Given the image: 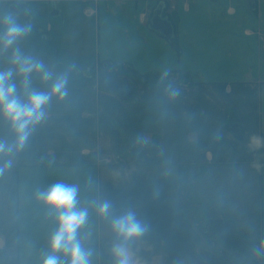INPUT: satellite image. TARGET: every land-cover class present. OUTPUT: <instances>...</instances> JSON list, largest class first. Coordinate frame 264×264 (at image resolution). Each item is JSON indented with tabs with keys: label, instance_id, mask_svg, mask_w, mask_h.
Segmentation results:
<instances>
[{
	"label": "crops",
	"instance_id": "1",
	"mask_svg": "<svg viewBox=\"0 0 264 264\" xmlns=\"http://www.w3.org/2000/svg\"><path fill=\"white\" fill-rule=\"evenodd\" d=\"M15 1L19 0H0V15L15 13L11 8ZM20 1L27 14L18 17L31 21L32 32L33 18L45 10L43 5L52 3L53 9L61 2L78 13V19L94 24L96 58L128 63L147 75L182 72L196 86L150 80L130 102L131 94L122 98L94 81L69 80L68 97L53 98L47 119L36 127L23 151L11 157L12 166L0 173V264H42L55 225L36 193L58 181L79 185L81 206L89 207L81 239L92 251V264H113L112 219L99 215L96 208L106 201L98 186L99 153H125L131 168L120 164L145 178L141 170L145 166L154 169L152 177L164 180L190 174L194 184H202L192 189L201 188L196 196L204 203L209 201L205 178L215 175L224 181L217 183L223 185L219 193L227 203L226 215L232 205L244 203L225 182L242 184V179L247 182L264 169V158L257 152L260 132L264 135V0ZM158 7L172 24L168 34L150 24ZM43 23L52 30L49 19ZM33 40L32 33L21 42L22 51L42 58L44 53H36ZM11 66L10 52H0V67ZM33 86L47 87L40 80H33ZM170 88L178 89L179 95L171 97ZM231 106L247 129L242 139L230 128L234 120L226 110ZM0 138L12 140L3 121ZM236 175L238 179L233 178ZM261 187L258 229L251 231L260 233L264 244V184ZM220 215L225 219L222 211ZM244 219L252 223L253 218L247 212ZM187 226L192 233L188 222ZM159 248L148 255L136 252L138 264H165L167 251ZM158 249L161 255L151 258Z\"/></svg>",
	"mask_w": 264,
	"mask_h": 264
},
{
	"label": "rangeland",
	"instance_id": "2",
	"mask_svg": "<svg viewBox=\"0 0 264 264\" xmlns=\"http://www.w3.org/2000/svg\"><path fill=\"white\" fill-rule=\"evenodd\" d=\"M56 4H54L56 6L55 8L59 9V13L57 14L50 13L52 3L43 5L45 10H43L41 14H38L39 16L36 15L35 19L33 18L35 32H32L36 53H38L37 51H43L44 53L42 58L38 56H36V58L43 60L46 65L52 68L55 72L59 74L67 73L69 80H78L83 78L90 82L94 81L100 87L104 89L106 88L114 93L116 90L108 87L107 85H101V80H104L105 83L108 81L115 82L118 84V89H124L131 92L133 91L128 100L130 102H133L134 98L136 99L135 96L137 95L140 87L143 84L150 82V80H160L162 83H171L176 86H196V82L190 78L189 75H185L182 72H154L147 75L146 81H143L145 77H141L139 75L140 72L129 64L112 61L110 59L96 58L94 48V24L92 22L88 24L87 21L78 19V13L74 14V12L69 10L63 3L58 2ZM28 9L29 11L33 10L29 8V6ZM46 19H49V21L53 23L54 27L51 26L53 31L45 28L43 21ZM107 63L108 66L106 65ZM33 80H39V78L34 77ZM226 113L229 118L234 120V122H239L238 125L241 128V133L234 135L238 139H242L247 129L243 128L244 126L239 120L237 108L235 106L228 107ZM226 128L229 129L228 126H226ZM257 152L260 159L264 158V135H262V132H260V145ZM124 154L117 152L99 153L101 163L98 186L101 191L100 193L103 195L107 193L110 186L124 187L128 184V171L122 164H120V162H124L126 167L130 164V162L124 157ZM128 167L131 168L129 165ZM213 167L214 166H211V168ZM235 168H238L237 172H239L240 167L236 166ZM141 170L146 178H151L154 175V169L148 166L143 167ZM253 171L255 172L254 169ZM240 173H242L241 170ZM187 175V177L185 175V177L177 176L175 178L168 179V181H171L174 184L176 183L180 192L183 194L182 197L185 199V204L179 209V212L180 215L184 217L185 221L188 222L195 235L196 239L194 248L196 251L212 246L211 248L218 252V254L226 256L233 264H264V249H262V252L259 255L254 253L253 255L247 254L233 245L221 241L220 239H214L212 236L208 237L203 230V225H206V214L204 215L205 211L206 213H209L211 209H217V212L220 214L222 211L225 219L232 222L235 231L239 235L250 238L255 244V249L260 247L262 245V242L260 241V233L253 232L251 230L258 229L257 219L260 217V210L262 208L260 194L262 189L261 186L264 184V179H262V176H264V169L261 167L259 171H257V174L253 173L247 182L245 179H242V184L232 183L230 180L225 182L227 186H231L232 194L234 195V191L237 192V196L241 197L240 201L244 202L236 208L232 205V209H227V215L224 208L227 205L226 200L220 199L223 195L219 193V189H221L223 185L217 183V180H220L221 183L224 181L220 178L218 179V177L214 175V172H212V175L214 176H206V188H208L209 191V201L204 203L196 196L199 194L197 191L201 192V188L197 191L192 189L195 185H199V187H201L200 185L202 184H197L196 182L194 184L191 177L192 175ZM233 178L238 179L239 177L236 175V177ZM244 183L247 187L244 186ZM202 187H204V185ZM245 189H248L249 192L245 191ZM173 190V188L169 189L168 192L171 193ZM125 198H111V202H107L111 205V209H114L119 205H124L123 201L126 200ZM129 201H131V199L128 198L127 202ZM238 201L239 200L236 197V202L238 203ZM102 202L105 201L101 200V203ZM133 203L137 204L138 201H134ZM247 212L252 215V223H250V221L247 222V220L244 219L245 216H247ZM209 241L212 242L209 243ZM213 242L214 244L211 245ZM161 248H163L162 243L159 249ZM159 249L157 252L151 254L150 257H158L161 255L162 252ZM256 255L260 259H258ZM187 261L188 259L186 255V257L174 264H186Z\"/></svg>",
	"mask_w": 264,
	"mask_h": 264
},
{
	"label": "clouds",
	"instance_id": "3",
	"mask_svg": "<svg viewBox=\"0 0 264 264\" xmlns=\"http://www.w3.org/2000/svg\"><path fill=\"white\" fill-rule=\"evenodd\" d=\"M33 31L30 20L7 12L0 15V52H10L11 67H0V121L8 125L12 140L0 138V173L12 166L11 157L25 148L36 127L48 117L53 98L64 101L69 95L67 73L59 74L46 63L25 54L20 46ZM46 85L36 90L33 78ZM171 97L178 89H169ZM36 199L48 210L54 229L48 240V253L42 264H92V251L81 239V229L88 222L89 207L81 206L80 187L58 181L36 193ZM97 213L110 216L111 205L105 201L96 205ZM113 243L110 254L113 264H138L134 245L141 241L147 229L134 211H126L110 222ZM264 244L256 249L261 254Z\"/></svg>",
	"mask_w": 264,
	"mask_h": 264
},
{
	"label": "water",
	"instance_id": "4",
	"mask_svg": "<svg viewBox=\"0 0 264 264\" xmlns=\"http://www.w3.org/2000/svg\"><path fill=\"white\" fill-rule=\"evenodd\" d=\"M11 8L19 16H25L27 13L25 3L20 0L15 1ZM51 13H58V9L53 8ZM150 24L152 27L159 29L165 34H168L172 31V24L165 16L161 15L160 7L154 10L153 15L150 19ZM101 85H107L108 87L115 89L118 92L119 96L122 98H125L131 94V91H126L123 89L119 90L118 84L112 81H108L107 83H105L104 80H101ZM230 128L233 132L238 131V122L231 123ZM151 193L153 194V192L147 193L146 203L149 204H147V209L145 210L146 215L144 224L141 223L143 226L146 227L147 231L145 235L141 238V241L138 244L134 245V247L136 249V252L140 253L141 255H148L156 248H158L160 242H162L163 248L167 251V253H171V247L167 248L166 244L168 243V240L173 239L172 246L176 248L173 253L175 258H173V260L167 258L165 263L173 264L182 260L186 253H190V247L192 246L191 244L193 243L195 237L190 230L185 228V234H182L181 230L178 228L179 224L182 223V221H176L178 214L176 212L174 203H170L168 204V206H165L162 203L160 206H158L156 202L150 201ZM106 194L108 195V193ZM161 197L162 196H160V198ZM106 201H111V198H107ZM124 213L125 211L122 208L113 209L112 211H110V217L111 219L117 218L119 216H122ZM213 227L220 236V238H222L224 241L231 243L244 251L249 250V241L244 238H241L234 231V227L231 221H226L223 220L221 217H217L214 220ZM187 237L188 239H191L190 244L188 245L186 242L185 245H182L181 240H185Z\"/></svg>",
	"mask_w": 264,
	"mask_h": 264
},
{
	"label": "flooded vegetation",
	"instance_id": "5",
	"mask_svg": "<svg viewBox=\"0 0 264 264\" xmlns=\"http://www.w3.org/2000/svg\"><path fill=\"white\" fill-rule=\"evenodd\" d=\"M119 90H121V89H119ZM135 173L136 172L134 170L128 171L129 182L125 186V187H127L126 198H125L126 200L123 201L124 205H119V206L115 207L114 209L122 208L125 212L129 211V210L134 211L137 213L140 222L142 219L141 223L144 224L145 215H146L145 210L147 209L146 208L147 204H149V203H146L147 202V193L153 192V194L151 193V195H150L151 199L150 198L149 199L151 202L152 201L156 202V204L158 206H160L162 203L165 206H168V204H170V203H174L176 212L178 214L176 221H180V222L182 221V223L179 224L178 228L181 230L182 234L183 233L185 234V230L186 229L189 230V228L187 226V222L185 221L184 217L181 216L180 212H179V209L181 207H183L185 204V199L182 197L183 194L180 192L176 183L174 184L171 181L164 180V179H161V178L156 177V176L151 177V178H145L142 175H140V174L136 175L137 173L136 174ZM172 188L174 190L171 193H169L168 190L172 189ZM117 194H118V191H116V192L114 191V192L109 193L108 195L106 194V195H107L108 199L109 198L114 199ZM160 196H162V197L160 198ZM128 198L131 199V201L127 202ZM134 201H138V203L134 204L133 203ZM109 202H111V201H109ZM156 208H159V207H156ZM217 211H218L217 209H211L209 213L208 212L206 213V211H205L204 215L206 214V225H203L204 233L206 235H208V237L212 236V237H214V239H220L221 241L228 243V242L224 241L222 238H220V236L218 235V233L216 232V230L213 227L214 220L217 217H221L223 220L229 221L227 219H224L220 215V213ZM234 231H235V229H234ZM192 234L194 235L193 232H192ZM239 236L241 238H244V239L249 241V250L248 251H244V250L238 248L237 246H235L231 243H228V244L233 245L234 247L243 251L244 253L252 254V255H253V253L257 254L256 249L254 248L255 244L252 242V240L248 237H243L241 235H239ZM194 237H195V235H194ZM183 239H185V238H183ZM195 239H194L193 243L191 244L192 246L191 247L189 246L190 247V253H186L184 255V257H186V255H187V259L191 264H233L231 261H229V259L226 256H224L222 254H218V252H216L213 248H211L212 246H210V247L208 246V247L203 248L199 251H196V249L194 248ZM181 241H182V245H185L186 242L189 245L191 239H188V237H187L185 240H181ZM172 242H173V239L168 240V243L166 244L167 248L171 247V250H170L171 253H167L166 256L168 259L173 260V258H175L173 253H174L176 248H174L172 246L173 245ZM210 242H212V241H209V243ZM161 243L162 242H160L159 246L161 245ZM212 244H214V242L211 243V245ZM162 245H163V243H162ZM256 257L258 259H260L257 255H256Z\"/></svg>",
	"mask_w": 264,
	"mask_h": 264
},
{
	"label": "trees",
	"instance_id": "6",
	"mask_svg": "<svg viewBox=\"0 0 264 264\" xmlns=\"http://www.w3.org/2000/svg\"><path fill=\"white\" fill-rule=\"evenodd\" d=\"M125 64H128V63H125ZM107 66H108V63L106 64ZM136 71V70H135ZM139 75L141 76V77H145L144 78V80L143 81H146V77H147V74L146 73H144V74H142V73H139ZM237 122V121H236ZM241 128H240V126H239V130L238 131H236V132H234V134H240L241 132ZM136 174V173H135ZM136 175H138V173L136 174ZM140 176V175H139ZM116 192V191H118V194L115 196V198H121V199H124L125 197H126V191H127V187H118V186H110L109 187V189L107 190V193L109 194V193H112V192ZM124 197V198H123Z\"/></svg>",
	"mask_w": 264,
	"mask_h": 264
}]
</instances>
